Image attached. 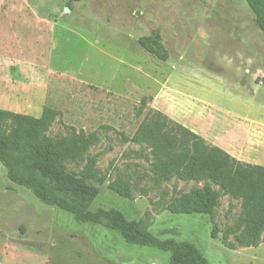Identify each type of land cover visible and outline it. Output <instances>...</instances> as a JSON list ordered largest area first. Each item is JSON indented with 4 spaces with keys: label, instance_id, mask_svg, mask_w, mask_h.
<instances>
[{
    "label": "rangeland",
    "instance_id": "obj_1",
    "mask_svg": "<svg viewBox=\"0 0 264 264\" xmlns=\"http://www.w3.org/2000/svg\"><path fill=\"white\" fill-rule=\"evenodd\" d=\"M0 0V106L19 104L39 117L58 111L49 136L66 127L95 132L88 151L106 174L90 206L116 209L127 220L148 218L158 239L194 245L207 264H264L257 247L229 250L221 230L240 212L222 196L210 233L206 215L171 214L156 206L201 183L172 179L154 186L149 163L124 142L147 108L202 137L236 160L264 167V33L244 0ZM68 9V10H67ZM158 33L168 59L137 43ZM13 109V108H12ZM78 171L81 166L68 165ZM126 179L132 200L107 183ZM169 254L126 244L116 231L72 216L13 185L0 164V264H167Z\"/></svg>",
    "mask_w": 264,
    "mask_h": 264
},
{
    "label": "trees",
    "instance_id": "obj_2",
    "mask_svg": "<svg viewBox=\"0 0 264 264\" xmlns=\"http://www.w3.org/2000/svg\"><path fill=\"white\" fill-rule=\"evenodd\" d=\"M81 0H68L70 3ZM264 33V0H244ZM138 45L155 59L165 62L166 49L158 33L141 36ZM149 98L142 97L136 116L143 115L134 133L124 136L139 149L134 154L149 163L154 186L177 179L201 183L188 192L156 206L171 214L206 215L212 224L211 237L219 232L215 210L222 196L239 201L240 212L231 226L221 230L222 245L229 250L257 247L264 233V167L242 163L166 115L147 108ZM58 111L45 106L39 117L0 109V164L13 185L25 188L41 203L55 207L79 223H91L116 231L129 245L147 247L169 254L167 264H207L192 244L161 240L148 232V218L127 220L116 209H90L106 181L97 167V157L88 155L99 137L66 127L63 135L47 133ZM81 166L78 171L68 165ZM107 188L122 199L132 200L128 180L117 179Z\"/></svg>",
    "mask_w": 264,
    "mask_h": 264
},
{
    "label": "crops",
    "instance_id": "obj_3",
    "mask_svg": "<svg viewBox=\"0 0 264 264\" xmlns=\"http://www.w3.org/2000/svg\"><path fill=\"white\" fill-rule=\"evenodd\" d=\"M2 105V104H0ZM13 108V109H12ZM19 108H20V105L19 104H3V106H0V109H3V110H8V111H11V112H14V113H19V114H23L21 111H19Z\"/></svg>",
    "mask_w": 264,
    "mask_h": 264
},
{
    "label": "water",
    "instance_id": "obj_4",
    "mask_svg": "<svg viewBox=\"0 0 264 264\" xmlns=\"http://www.w3.org/2000/svg\"><path fill=\"white\" fill-rule=\"evenodd\" d=\"M68 10V9H67Z\"/></svg>",
    "mask_w": 264,
    "mask_h": 264
}]
</instances>
